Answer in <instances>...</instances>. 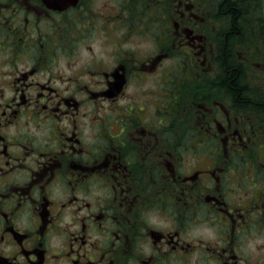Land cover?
<instances>
[{
    "label": "flooded vegetation",
    "instance_id": "af4514ba",
    "mask_svg": "<svg viewBox=\"0 0 264 264\" xmlns=\"http://www.w3.org/2000/svg\"><path fill=\"white\" fill-rule=\"evenodd\" d=\"M0 264H264V0H0Z\"/></svg>",
    "mask_w": 264,
    "mask_h": 264
}]
</instances>
